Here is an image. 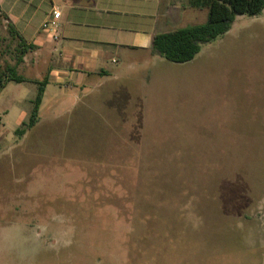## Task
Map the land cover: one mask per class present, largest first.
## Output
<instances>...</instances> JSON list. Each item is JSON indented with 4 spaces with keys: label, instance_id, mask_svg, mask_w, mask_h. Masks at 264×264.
<instances>
[{
    "label": "rangeland",
    "instance_id": "rangeland-1",
    "mask_svg": "<svg viewBox=\"0 0 264 264\" xmlns=\"http://www.w3.org/2000/svg\"><path fill=\"white\" fill-rule=\"evenodd\" d=\"M232 28L191 62L127 72L75 116L50 87L21 136L43 69L5 85L0 264H264V13ZM23 45L0 19V86Z\"/></svg>",
    "mask_w": 264,
    "mask_h": 264
},
{
    "label": "crops",
    "instance_id": "crops-1",
    "mask_svg": "<svg viewBox=\"0 0 264 264\" xmlns=\"http://www.w3.org/2000/svg\"><path fill=\"white\" fill-rule=\"evenodd\" d=\"M55 9L61 11L56 41L43 31ZM198 10L189 0H0V19L7 31L26 47H33L17 68L18 75L22 76L19 71L29 62L42 68L39 77L32 80L37 84L48 80L41 106L50 87L66 89L71 116L78 113L85 98L98 94L108 83L121 81L127 72L143 70L150 64L161 71L170 70L165 59L152 51L154 37L188 27L183 25L190 18L196 19ZM121 63L126 67L117 69ZM131 81L136 82L129 86L145 80L138 76ZM52 99L58 100V94ZM46 106L45 110H51Z\"/></svg>",
    "mask_w": 264,
    "mask_h": 264
},
{
    "label": "trees",
    "instance_id": "trees-1",
    "mask_svg": "<svg viewBox=\"0 0 264 264\" xmlns=\"http://www.w3.org/2000/svg\"><path fill=\"white\" fill-rule=\"evenodd\" d=\"M190 6L199 10L208 11L207 20L203 24L192 25L171 32L159 33L153 40L152 51L165 60L185 64L193 61L202 51L203 46L216 41L227 34L234 25L237 16H258L264 11V0H189ZM10 33L12 31L10 30ZM23 44V43H22ZM22 56H25L33 47H25ZM23 63L19 59L17 65ZM0 91L9 82L22 83L26 78L18 75L17 67L7 69L2 76ZM47 78L38 83V92L33 101V109L29 121L22 123L16 131L23 135L31 131L39 123V109L44 97Z\"/></svg>",
    "mask_w": 264,
    "mask_h": 264
},
{
    "label": "built area",
    "instance_id": "built-area-1",
    "mask_svg": "<svg viewBox=\"0 0 264 264\" xmlns=\"http://www.w3.org/2000/svg\"><path fill=\"white\" fill-rule=\"evenodd\" d=\"M61 18V11L59 9H55L52 12V16L50 19L46 21V23L43 25V31L50 34L53 38V40H58L60 37L59 34V22Z\"/></svg>",
    "mask_w": 264,
    "mask_h": 264
}]
</instances>
